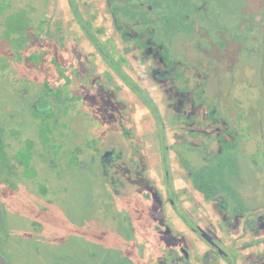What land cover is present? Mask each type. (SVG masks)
Returning <instances> with one entry per match:
<instances>
[{
    "label": "rangeland",
    "instance_id": "1",
    "mask_svg": "<svg viewBox=\"0 0 264 264\" xmlns=\"http://www.w3.org/2000/svg\"><path fill=\"white\" fill-rule=\"evenodd\" d=\"M107 1L111 17L119 21L121 28L128 21L135 23L134 31L127 30L125 37L129 35L136 41L135 36L148 29L160 50L154 51L145 43L140 46L160 59L157 74H163L162 79L173 72L164 64L171 67L176 63L179 69L186 66L206 86L203 101L220 105L212 115L226 121V131L236 133L238 124L232 117L244 126L236 128L238 133L258 132L259 125L255 124H260L264 115V40L255 46L257 57L250 60L245 53L250 45L240 43L246 40L240 24L246 15L264 20V0H210V15L196 9L201 0H150L154 11L147 10L140 0ZM105 4V0H68L69 19L73 17L92 39L98 56L85 55L74 38L64 47L68 59L57 56L61 60L58 63L69 60L77 79L96 73L91 66L95 62L104 79L119 77L127 89L130 85L131 103L136 97L149 104V92L141 88L143 85L126 67L130 61L143 76L148 60H128L119 55L122 49L117 52L112 44L104 47L92 27L91 14L97 9L104 11ZM51 9V0H0V251L9 264H160L161 256L170 258L166 247L163 251L167 238L159 241V233L170 229L161 199L156 196L160 184L138 180V175L126 165L120 168L126 194L116 196L106 182L102 161L94 157L98 150L118 140L128 150V137L120 130L107 128L95 112L90 113L88 99V104L81 103L85 98L74 103L76 97L64 86L52 94L49 83L42 80L43 74L38 69L29 70L36 69V49L47 38ZM184 13L190 15L188 21L181 19ZM171 14L180 18L169 24L167 16ZM98 16L96 20L102 19ZM189 22L192 27H181ZM105 23L111 26L110 20ZM115 35L119 45H123ZM56 47L61 49V45ZM133 49L136 51L132 50V57L140 53L138 48ZM19 60L22 64H17ZM90 85L96 86L94 79L89 80ZM121 100L124 105L129 103L119 98V109ZM44 106L47 113H39ZM141 109H134L131 115L137 118ZM251 115L253 121H248ZM135 127L148 132L145 123ZM135 127L133 123L131 128ZM101 132L103 137L99 138ZM222 142L233 165L225 164L215 180H209L211 175L203 170V163L209 158L207 150H202L205 145L197 148L191 141L168 143L186 160L185 166L198 177L199 184L215 185L220 197L232 207V215L244 209L264 211V145L260 150L259 141L240 147ZM170 146L166 151L165 141L161 144L163 157L169 155ZM250 152L257 158H251ZM141 153L145 151L142 149ZM147 156L152 157L150 153Z\"/></svg>",
    "mask_w": 264,
    "mask_h": 264
},
{
    "label": "flooded vegetation",
    "instance_id": "2",
    "mask_svg": "<svg viewBox=\"0 0 264 264\" xmlns=\"http://www.w3.org/2000/svg\"><path fill=\"white\" fill-rule=\"evenodd\" d=\"M61 1L63 2L61 3ZM140 1L147 10L154 11L150 0ZM51 2L52 19L48 27V35L46 39H43L41 48L36 49L39 54L38 60L34 62L36 69L30 68L29 70L37 71L38 69V72L43 74L42 80L49 83V90L52 94L56 89H59L57 87H65L76 97L74 103L85 98L86 100L81 103L88 104V99L91 103L88 106L90 113L95 112L98 119L107 128L120 130L128 137L131 142L128 150L124 142L118 140L98 150V153L95 154L96 157H94L102 161V170L105 173L106 182L109 187L112 186L111 189L116 196L126 194L121 186L123 181L120 169L126 165L131 167L132 173L138 175V180H150L151 184H160L162 189L159 188V193L156 196L161 199L159 201L161 209L164 210L165 217L170 221V229L159 233V241L167 238L163 251L166 252L168 249L170 258L161 256L160 264H264V211L261 209L258 211L244 209L232 215V207H229L226 199L220 197L221 195L215 190V185L212 182L205 186L199 184L198 177H194V174L190 173L185 166L186 160L184 161L178 152L172 150L168 143L182 144L191 141L197 148L205 145L206 148L204 147L202 150H207L209 158L203 163V170L211 175L207 177L209 180H215V177L219 176L218 174L227 165L230 167L233 165L231 157L226 150H223L224 142L222 141L236 143L239 147L259 141L257 146H260V150H262L264 136L261 135H264V115L261 116V123L257 124L256 122L255 124V126L259 125L258 132L255 134L243 130L238 133L236 128L243 129L244 126L239 125L231 117L230 119L238 125L235 128L236 133L230 134L228 130L226 131L229 128L226 121L216 119L212 115V113H217L220 105L215 107L214 103L208 105L203 101L206 97V86L201 83V80L196 79L195 73L186 66L179 69L176 63L172 64L171 67L166 63L164 67L168 70L172 69L176 73L173 77V72H166L168 76L162 79L163 74H157V70L161 68V64L157 60L160 59L140 46L145 43L147 46L150 45L154 51L160 50L159 45L150 38L148 29L140 31L135 36L136 41L131 40L128 34L125 37L123 34H126L127 30L133 29L134 31L135 24H126L121 28L119 21L110 15L112 10L109 9L107 0H105V12L96 7L98 11L91 14L92 27L97 30L104 47L112 44V48L116 49L117 52H120V49L123 50L122 52L127 51L121 52L119 55H125L128 60H133V58L140 60L141 57L148 60L144 64L146 72L143 76L136 72L130 61L126 67L129 72L134 73L136 80L143 85L141 88L147 89L149 92L150 96L147 99L149 104L141 103L136 97L132 98L135 102L131 103L130 85L127 89L124 84L125 81H121L119 77H114L115 80L110 81L104 79L102 76L104 73L95 68V62L91 66L94 68V72L97 71L96 73L84 74L76 79L72 74L71 62L64 60L60 64L58 62L61 60H57V56L68 59L69 54L65 48L74 38L78 40L85 55L90 53L97 55V47L95 48L87 33L78 24L76 25L73 17L69 19L71 10L68 6V0H51ZM209 2L210 0H201L196 9L210 15ZM160 7L159 5L158 9ZM94 14L96 17L98 15V17H102V19H98L99 23L93 16ZM168 16L169 24L180 18L177 14ZM93 17H95L96 25ZM243 17L240 31L246 40H240V43H245V46L247 43L250 45L245 53L247 58L251 60L258 55V49L255 46L264 40V20H259L257 16L255 18L254 16L249 17V15ZM107 19L110 20L111 26L105 23ZM181 19L188 21L190 15L184 13ZM181 27L183 29L192 27V22L186 25L181 24ZM114 34L120 37L123 45H119ZM236 43L239 47L241 46L238 41ZM57 45H61V49H58ZM133 48H138L140 53H134L132 57V50L136 51ZM109 52L111 53V49ZM100 57L104 60L101 55ZM97 59L99 58L96 57ZM118 59L120 58L118 57ZM20 61L22 60H19L17 64H20ZM33 73L35 72H30V75ZM93 79L96 83L94 87L89 86V80ZM35 83L39 84L38 81ZM200 83L203 85L201 86ZM90 93L94 95L89 96ZM80 96L81 98H78ZM119 98L125 99L126 102L128 100L129 103L124 105V101L121 100L122 108L119 109ZM136 108H142L137 118L135 114L134 117L131 115ZM156 111L159 117L154 118ZM39 113H47V108L45 106L40 108ZM247 119L253 121V115L248 116ZM138 120L139 122L136 123ZM133 123L134 127L135 125L139 127L144 123L147 124L145 129L148 128V132L147 130L139 131L136 129L137 127L131 128ZM260 133L262 134L260 135ZM101 137H103L102 132L99 133V138ZM164 141L166 151L170 146V153L167 154V157H163L162 154L161 144ZM189 144L191 145V143ZM142 149L145 153L140 154ZM147 153H150L152 157H148ZM253 154L250 152L248 155L256 159L257 157ZM141 155L143 159L140 157ZM154 240L158 241L157 238Z\"/></svg>",
    "mask_w": 264,
    "mask_h": 264
},
{
    "label": "water",
    "instance_id": "3",
    "mask_svg": "<svg viewBox=\"0 0 264 264\" xmlns=\"http://www.w3.org/2000/svg\"><path fill=\"white\" fill-rule=\"evenodd\" d=\"M2 221H3V210L0 205V227H1ZM0 264H9L7 259L2 255L1 252H0Z\"/></svg>",
    "mask_w": 264,
    "mask_h": 264
},
{
    "label": "trees",
    "instance_id": "4",
    "mask_svg": "<svg viewBox=\"0 0 264 264\" xmlns=\"http://www.w3.org/2000/svg\"><path fill=\"white\" fill-rule=\"evenodd\" d=\"M121 18L123 19V16H121ZM126 18V17H125ZM122 22H124V24H125V21H123V20H121ZM126 23H127V21H126ZM127 24H131V22H129L128 21V23ZM132 24H135V23H132ZM92 40V39H91ZM99 42V41H98ZM101 42V41H100ZM93 43V42H92ZM93 44H95V43H93ZM102 44V43H101Z\"/></svg>",
    "mask_w": 264,
    "mask_h": 264
}]
</instances>
